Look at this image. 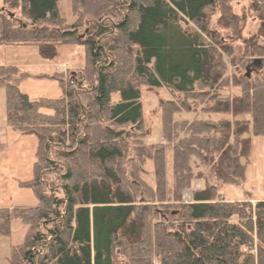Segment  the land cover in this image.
<instances>
[{
	"label": "trees",
	"instance_id": "1",
	"mask_svg": "<svg viewBox=\"0 0 264 264\" xmlns=\"http://www.w3.org/2000/svg\"><path fill=\"white\" fill-rule=\"evenodd\" d=\"M70 1L72 25L60 15V0H3L4 44L37 47L46 61L54 60L60 47L84 48L87 88L67 89L58 73L0 67L8 127L37 140L33 178L19 183L37 204L0 210V235L10 234L12 219L27 228L9 264H264V200L228 202L218 187L245 181L242 160L251 151L246 136L264 137V45L257 39L264 37V0H252L260 22L253 38H244L247 18L228 1ZM218 4L219 25L232 33L225 38L210 28L209 12ZM119 6L126 16L112 24L109 16ZM86 18L101 22L82 38L80 23ZM255 60L261 64L253 77L247 70L232 79L240 95L222 97L229 66ZM27 79L55 81L63 96L33 101L21 90ZM142 87H166L184 97L163 103L161 110L162 140L172 154L171 185L167 149L141 146ZM189 101L212 103L204 113L230 119L176 120L177 114L196 112ZM134 142L140 143L137 161L154 163V186L129 160ZM193 159L207 174L195 173ZM202 180L192 203L182 204L181 193Z\"/></svg>",
	"mask_w": 264,
	"mask_h": 264
},
{
	"label": "rangeland",
	"instance_id": "2",
	"mask_svg": "<svg viewBox=\"0 0 264 264\" xmlns=\"http://www.w3.org/2000/svg\"><path fill=\"white\" fill-rule=\"evenodd\" d=\"M228 1L234 12L240 16L245 15L247 23L243 32L244 38H253L258 36L260 22L258 14L252 11V0H217V2L224 3ZM113 13L109 16V22L112 24H118L124 20L126 16V10L119 7H114ZM59 12L62 18L66 20L69 25L75 22L73 11L71 8L70 0H60ZM221 5H216L215 11L210 10V28L216 30L223 38L230 36L232 33L228 30L223 29L219 25L221 18ZM19 15V14H18ZM18 21L23 24L24 28L28 27V23L24 18L18 16ZM101 22V19L96 20L92 18H86L80 23L79 35L84 38L89 31L93 30V27ZM107 22V21H106ZM26 25V27H25ZM186 28V27H185ZM187 29L194 30L192 25H189ZM89 30V31H88ZM93 34V33H90ZM94 35V34H93ZM258 41L264 45V37L258 36ZM229 44V41L227 42ZM241 44L240 42H234L233 46ZM8 54L2 53L1 59L5 62L12 63L21 67L22 73H28L31 75H53L54 72L63 75L65 87L70 90H75L77 93L87 92L85 87L84 68L86 65V52L84 48L78 46H63L58 49V56L52 61H46L41 58L37 47H13L10 49ZM255 60L247 64L246 67L239 65V67L229 66L227 77L225 78L224 84L220 89V94L224 98L234 99L240 95V90L232 86L233 77L247 74L252 77L255 72L260 68V63ZM250 62V61H249ZM95 80L97 75H95ZM229 84V85H228ZM21 90L24 94L28 95L31 100L37 101L40 99H59L63 96V90L55 81L43 80V79H27L21 85ZM142 105H143V118L145 123V134L146 138L143 139L141 146H146L148 149L151 147L161 144L167 149L166 153V169H167V183L172 184V154L168 148V143L162 140L163 129L161 121V110L162 104L165 102H179L184 100V97L178 93L171 92L168 88H149L142 87ZM5 91H0V110L6 116V99ZM115 101L118 97L114 98ZM193 113L182 112L175 116L178 121L187 120H214L220 121L230 119V117L216 114H206L203 112L208 106L201 104L199 101H189ZM6 118V117H5ZM14 136H18L20 141L18 146L20 152L18 153V170L20 179L26 181L31 179L34 163V154L37 149V140L33 136H22L17 133ZM251 141V151L248 158H243L242 163L246 166V179L240 185H219L220 193L223 198L228 202H244L252 200L253 203L264 200V137H252L246 136ZM140 146V143L134 142L131 145L129 151V160L139 164L140 176L150 185L155 184V167L152 161L146 160L145 162H138L136 159V148ZM15 163V162H14ZM129 166V164H127ZM192 167L195 173L203 172L207 174L206 168L203 167L197 159L192 160ZM130 171V170H128ZM206 178V176L204 177ZM53 179V177H50ZM211 185H218V183L212 179H207ZM9 188L4 190V198L2 207L13 206L10 204V200L14 197L17 198L20 203L32 204L36 199L33 193L29 190L19 189L16 185L10 182ZM7 184V185H8ZM205 185V182L197 181L194 183L192 189L181 193L180 199L182 204L192 203L193 190L201 189ZM12 186V187H11ZM23 190V191H22ZM19 194V195H18ZM59 197H62L59 195ZM27 233V228L21 224L17 219H12L11 231L8 235H0V264H9V260L12 257V253L15 247L24 243ZM157 264V261H155Z\"/></svg>",
	"mask_w": 264,
	"mask_h": 264
},
{
	"label": "crops",
	"instance_id": "3",
	"mask_svg": "<svg viewBox=\"0 0 264 264\" xmlns=\"http://www.w3.org/2000/svg\"><path fill=\"white\" fill-rule=\"evenodd\" d=\"M3 9H4L3 0H0V17L2 15ZM10 49H13V47H7L4 44L3 39L0 37V57L2 53L8 54L9 52L7 51H10ZM8 62L9 61L5 62V60L2 61V59L0 58V67L12 66L21 69L20 66L13 65L12 63H8ZM0 91H3V89H0ZM5 115L6 118L4 117V114L0 110V210H4V209L12 210L15 207H19V206H34L37 204L36 200L32 202V204L30 203L27 205L26 203H20L17 199L19 197L18 196L17 198L14 199L13 197L10 200L11 202L10 204H12L13 206L2 207V204L4 203L3 202L4 190L7 187L9 188L10 186L8 182L11 181L13 185H16L19 189H21L19 186L20 182H29L33 178V171H32L31 179L26 181H22L20 179L18 164L16 163V161L18 160V153L20 152V147H21L18 146L20 138H17L18 136H14L15 134H12L14 132L7 125V113ZM34 159H35V154H34ZM34 163H33V167H34Z\"/></svg>",
	"mask_w": 264,
	"mask_h": 264
},
{
	"label": "water",
	"instance_id": "4",
	"mask_svg": "<svg viewBox=\"0 0 264 264\" xmlns=\"http://www.w3.org/2000/svg\"><path fill=\"white\" fill-rule=\"evenodd\" d=\"M25 27H26V25H25ZM257 63H260L261 64V62L260 61H257ZM249 72V71H248Z\"/></svg>",
	"mask_w": 264,
	"mask_h": 264
}]
</instances>
